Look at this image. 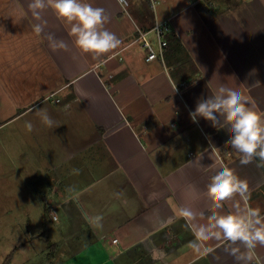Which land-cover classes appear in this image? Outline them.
Instances as JSON below:
<instances>
[{"label":"crops","instance_id":"obj_1","mask_svg":"<svg viewBox=\"0 0 264 264\" xmlns=\"http://www.w3.org/2000/svg\"><path fill=\"white\" fill-rule=\"evenodd\" d=\"M153 1L155 9L151 0H84L105 9V28L122 41L95 55L76 46L71 24L51 7L37 20L31 0H0V132L8 131V161L33 175L40 220L50 214L74 264H237L232 249L244 245L223 237L207 242L214 253L194 254L181 210L209 231H219L209 217L245 211L239 196L220 207L208 196L223 166L248 181L249 204L264 216V160L242 165L226 143L230 126L193 123L189 111L220 84L264 110V0ZM159 22L183 47L147 61L139 31L154 41ZM49 35L67 47L53 48ZM254 251V264H264V246Z\"/></svg>","mask_w":264,"mask_h":264},{"label":"clouds","instance_id":"obj_2","mask_svg":"<svg viewBox=\"0 0 264 264\" xmlns=\"http://www.w3.org/2000/svg\"><path fill=\"white\" fill-rule=\"evenodd\" d=\"M118 3L126 6L127 0H118ZM28 7L37 20H41L42 12L51 7L59 18L69 22L71 24L69 35L75 37V44L83 53L102 55L117 49L122 44L114 33L105 28L111 19L105 9L93 7L84 0H47V3L45 0H31ZM46 24V21L37 24L35 31L42 32ZM48 39L53 48L67 47L63 40L53 43L51 35ZM253 85L260 86L261 83L257 80ZM40 112L45 110L40 109L38 114ZM189 116L193 123H199V119L203 118L211 122L213 127L220 125V120L223 119L224 123L230 126L231 133L226 143L241 154L242 165H247L256 156L264 160V110L258 109L250 96L220 84L215 93L197 101L195 109L189 111ZM43 122L49 127L54 125V121L47 114L43 116ZM26 126L29 131L32 130L31 123ZM226 155L231 157V153ZM215 166L216 162L213 161L208 167ZM207 192L216 207H220L224 201L234 196H239L244 202L245 211L240 214L209 217L214 221L212 228L219 229V231H209L204 226L196 228L190 224L189 221L196 219V216L191 211L182 209L181 215L188 222L187 226L194 236V239L189 241L188 247L198 257H205L215 252L214 248L206 246L207 242L219 241L223 237L231 244L244 245L246 251L232 249L231 254L237 264L240 262L254 264L256 246H264V216L261 214V208L249 204L248 181L241 179L234 169L221 166L211 177ZM237 252L240 254L237 255Z\"/></svg>","mask_w":264,"mask_h":264},{"label":"rangeland","instance_id":"obj_3","mask_svg":"<svg viewBox=\"0 0 264 264\" xmlns=\"http://www.w3.org/2000/svg\"><path fill=\"white\" fill-rule=\"evenodd\" d=\"M16 132L19 134L20 128ZM5 134L7 129L0 132V264L9 256L11 264H74L71 261L74 256L64 250V236L56 229L50 214H43L44 221L40 220V212L45 210L31 199L33 175L25 173L26 165L17 162L19 166L12 167L8 161L9 143ZM59 250V260L51 262L50 253Z\"/></svg>","mask_w":264,"mask_h":264},{"label":"built area","instance_id":"obj_4","mask_svg":"<svg viewBox=\"0 0 264 264\" xmlns=\"http://www.w3.org/2000/svg\"><path fill=\"white\" fill-rule=\"evenodd\" d=\"M152 8H156V2L151 0ZM169 25L167 23H158L156 24L151 32L155 35V40L152 41L149 39L150 32L139 31V37L137 41H140L142 48L146 52V60L153 61L161 59L164 61V53L166 47L168 46L166 35L169 33ZM157 46V49H156ZM115 243L118 240H114Z\"/></svg>","mask_w":264,"mask_h":264},{"label":"trees","instance_id":"obj_5","mask_svg":"<svg viewBox=\"0 0 264 264\" xmlns=\"http://www.w3.org/2000/svg\"><path fill=\"white\" fill-rule=\"evenodd\" d=\"M166 40H167L168 46L166 47V50L164 53L165 54L164 58L167 59V57L170 53L175 52V50H177V51L181 50L180 48H182L183 46H182V43L179 41V39H177V37L173 33H168L166 35ZM177 61L179 62V57L177 58ZM258 162H260V164L263 166V163H262L260 158L258 159ZM5 260L6 261L3 264H11V257L10 256Z\"/></svg>","mask_w":264,"mask_h":264}]
</instances>
